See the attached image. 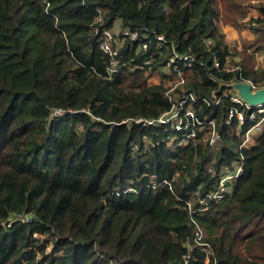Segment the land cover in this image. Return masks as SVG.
Returning <instances> with one entry per match:
<instances>
[{
  "label": "trees",
  "instance_id": "16d2710c",
  "mask_svg": "<svg viewBox=\"0 0 264 264\" xmlns=\"http://www.w3.org/2000/svg\"><path fill=\"white\" fill-rule=\"evenodd\" d=\"M249 2L227 19L264 53ZM220 17L218 0H0V264H264V130L246 141L257 120L227 85L263 87L264 67ZM118 26L140 39L120 36L111 73ZM175 51L193 65L167 72ZM188 93L196 124L158 122Z\"/></svg>",
  "mask_w": 264,
  "mask_h": 264
},
{
  "label": "built area",
  "instance_id": "2783aa9c",
  "mask_svg": "<svg viewBox=\"0 0 264 264\" xmlns=\"http://www.w3.org/2000/svg\"><path fill=\"white\" fill-rule=\"evenodd\" d=\"M142 30H144V28H142ZM124 35L129 37L132 40H138L140 39V35H139V31L130 27L127 28H122L121 30L118 29H107L103 32L102 35V39L100 42V48L107 54H109L112 58V69H111V73L116 72L117 71V66H120V59H119V49L117 47V44L120 42V36ZM159 40H161V42L158 44V49L159 51L163 48V44H164V40L166 41V38L164 35H159L158 36ZM142 47L144 49L148 48L147 43H143ZM180 62H184L186 64V66H192L193 65V59L190 55H180L178 52H174L173 55H171L169 57V59L167 60L166 66L165 68L168 69L169 71L167 72H177L179 70V66L178 64ZM149 61H145L144 64H148ZM216 65H219L218 62H216ZM180 74V80L177 82L176 85L182 84L185 82V77ZM253 85V84H252ZM253 88H256L253 85ZM172 91V90H170ZM193 100H197L196 96L192 93H188L187 95H185V97L179 101V104H175L174 108L172 109V111L166 112L164 113L160 119L158 120V122H171L175 125H173L177 130H182L187 128L190 125L189 120H185L182 111L186 110L185 113V117H189L192 119L193 123H195V113H194V109L192 106L190 107H186L189 102L193 101ZM232 100L235 103H239L242 104L243 106H245V108L243 110H251L249 112V118L248 120L245 119V112H238L237 115L239 117V122L240 125L245 124L247 121H254L257 120L256 123L253 124V126L251 127L250 130L252 129H257V127L263 128L264 127V104L258 105L256 107H250L248 106L241 97H239L237 95V93L235 92V96L232 97ZM63 111L61 110H57L53 112V115H57V114H62ZM233 115V114H231ZM138 122L143 121L142 119L137 120ZM144 124H154L156 121L155 120H144L143 121ZM198 124L201 126V128L204 126V122L203 121H199ZM249 130V131H250ZM248 131V132H249ZM215 131H213V136H214ZM253 134V130L250 131V133L247 135H252ZM194 136V133H192L191 137ZM246 141H250L249 137ZM245 141V142H246ZM240 170V169H239ZM240 174V171L232 174L230 177L228 178H232V177H236Z\"/></svg>",
  "mask_w": 264,
  "mask_h": 264
},
{
  "label": "rangeland",
  "instance_id": "374dc122",
  "mask_svg": "<svg viewBox=\"0 0 264 264\" xmlns=\"http://www.w3.org/2000/svg\"><path fill=\"white\" fill-rule=\"evenodd\" d=\"M219 1V5H220V10H221V17L219 18L218 24L220 25L221 29L223 30L224 33H226V37L228 39V42L231 44V46L233 48H236L238 51H240L241 53L245 52L247 54V56L251 53L253 54L254 52V46L251 47V45L257 40V34L254 36L253 39H249V38H241L239 37V35H235V32L230 28L233 27L235 29H237L234 25H232L231 21L229 19H227V16H234V12H232L231 15L228 14V12L226 11V8L228 7V2L229 0H218ZM236 2H240L242 0H235ZM260 2V0H250L249 4H253V3H258ZM250 6V5H249ZM251 9H255V8H251ZM230 26V27H229ZM118 29L121 30V27L118 26ZM238 30V29H237ZM239 33H241L239 31ZM244 36V35H243ZM242 36V37H243ZM263 39V38H262ZM250 47L245 49V47ZM255 57V67H260L264 65V53H259L256 52L253 54ZM242 57H238L237 60H240ZM167 71H169L168 69H166ZM160 75H154L153 77H151L150 82L151 83H157L160 80ZM173 125L174 122H173ZM261 129V128H260ZM252 130H257V129H252ZM250 130V131H252ZM250 131L248 132V134L250 133ZM257 134V133H255ZM214 137L217 138V134L216 132L214 133ZM250 139V141H253L254 139V135H247L246 140ZM225 184V182H223V185Z\"/></svg>",
  "mask_w": 264,
  "mask_h": 264
},
{
  "label": "water",
  "instance_id": "95a60500",
  "mask_svg": "<svg viewBox=\"0 0 264 264\" xmlns=\"http://www.w3.org/2000/svg\"><path fill=\"white\" fill-rule=\"evenodd\" d=\"M239 97L250 107H256L264 104V86L253 88V85L247 81H237L227 84Z\"/></svg>",
  "mask_w": 264,
  "mask_h": 264
},
{
  "label": "crops",
  "instance_id": "0c3cea01",
  "mask_svg": "<svg viewBox=\"0 0 264 264\" xmlns=\"http://www.w3.org/2000/svg\"><path fill=\"white\" fill-rule=\"evenodd\" d=\"M261 16V12L260 11H258L257 9H251V11H250V14H249V17H248V19L250 18V17H256V18H258V17H260ZM219 25V24H218ZM247 25V24H246ZM220 26V25H219ZM230 27V26H229ZM221 28V27H220ZM234 32H235V35H239V37H240V39L241 38H249V39H253L254 38V36L256 35L255 34V32L252 30V29H250V27L248 26V27H245L242 31H240L241 33H239V30H237V29H235V28H233V27H230ZM222 30V29H221ZM223 31V30H222ZM226 34V33H225ZM227 35V34H226ZM244 35V36H243ZM243 36V37H242ZM228 40V39H227ZM263 54V53H262ZM260 67H264V65L263 66H260ZM264 130V127L263 128H261V129H259V127H257V130H253V134L252 135H254V136H256L257 134H259V133H261L262 131ZM255 133H257V134H255Z\"/></svg>",
  "mask_w": 264,
  "mask_h": 264
}]
</instances>
